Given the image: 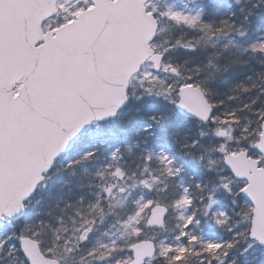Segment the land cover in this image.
<instances>
[{
    "label": "snow or ice",
    "instance_id": "6c2138e0",
    "mask_svg": "<svg viewBox=\"0 0 264 264\" xmlns=\"http://www.w3.org/2000/svg\"><path fill=\"white\" fill-rule=\"evenodd\" d=\"M0 264H264V0H0Z\"/></svg>",
    "mask_w": 264,
    "mask_h": 264
}]
</instances>
